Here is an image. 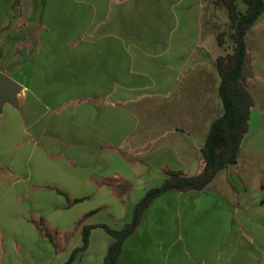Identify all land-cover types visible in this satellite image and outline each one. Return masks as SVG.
<instances>
[{"label":"crops","instance_id":"obj_1","mask_svg":"<svg viewBox=\"0 0 264 264\" xmlns=\"http://www.w3.org/2000/svg\"><path fill=\"white\" fill-rule=\"evenodd\" d=\"M216 1L195 0L194 30L172 35L169 7L182 0H0V72L22 87L17 106L30 101L36 170L49 166L65 190L62 181L113 189L133 176L146 186L167 172L199 173L210 126L224 111L215 60L231 52L218 44L214 22L203 27L229 22ZM245 44L254 106L237 163L201 192L158 197H168L160 237L196 244L202 234L211 253L198 262L176 247L177 264H264V12Z\"/></svg>","mask_w":264,"mask_h":264},{"label":"rangeland","instance_id":"obj_2","mask_svg":"<svg viewBox=\"0 0 264 264\" xmlns=\"http://www.w3.org/2000/svg\"><path fill=\"white\" fill-rule=\"evenodd\" d=\"M238 7L241 12L245 9L241 0H238ZM195 8V0H182L169 7L173 12L172 35L179 29L194 30V21L189 17L199 11ZM213 22L220 32L230 31L229 22L223 20L215 22L208 19L203 22V27L211 29ZM175 38L172 36L173 40ZM223 41L227 43L226 49H232L230 38L225 36ZM27 95L29 100V93ZM29 103H18L17 107L4 104L0 113V264H67L73 251L82 245L83 226L93 227L88 246L83 251L75 252L70 264H101L107 246L113 239L97 226L104 224L114 230L121 229L130 222L134 206L145 194L144 188L148 185L149 188L158 187L162 180L156 178V181L144 186L133 176L134 180L127 186L118 184L113 189L101 188L99 182L98 186L93 183L82 187L77 181H62L69 188H66L67 191L59 189V181L51 178L49 166L36 170L37 150L30 149L31 137L34 135L25 111ZM130 126L126 125V128ZM21 129H24V133ZM22 144L28 147H20ZM52 158L58 159L57 156ZM37 172H47L48 177L35 176ZM224 176L225 173L219 179ZM107 179L106 182L111 185ZM252 181L257 182L254 186L257 187L263 181L262 176ZM167 198L155 199L139 224L142 225L141 229L135 231L136 234L126 244L124 241L121 264H177L172 260L177 252L192 256L198 262L203 257H209L211 253L206 236L202 234L198 235L200 237L196 244L160 237V224L163 222L160 205ZM166 232L168 235L171 233L170 230Z\"/></svg>","mask_w":264,"mask_h":264},{"label":"trees","instance_id":"obj_3","mask_svg":"<svg viewBox=\"0 0 264 264\" xmlns=\"http://www.w3.org/2000/svg\"><path fill=\"white\" fill-rule=\"evenodd\" d=\"M216 2L222 4L228 12L232 49L230 53L219 56L215 60L221 79L219 95L224 111L210 126L201 149V169L199 173L192 176L181 172H167V177L160 186L147 190L136 203L130 222L125 223L121 229L114 230L104 224L97 226L113 239L102 264L117 263L124 241L136 231L148 207L163 193L170 190L201 192L220 171L237 163L241 143L248 133L251 109L254 106V100L244 76L248 61L245 35L264 12V0H242L246 6L244 12L238 10L236 0H217ZM224 36L225 32L218 34L219 45L222 44ZM92 228L91 226L82 227V245L73 251L67 264L73 261L75 252L87 248Z\"/></svg>","mask_w":264,"mask_h":264},{"label":"water","instance_id":"obj_4","mask_svg":"<svg viewBox=\"0 0 264 264\" xmlns=\"http://www.w3.org/2000/svg\"><path fill=\"white\" fill-rule=\"evenodd\" d=\"M22 92V87L11 78L0 72V109L8 103L17 106V96Z\"/></svg>","mask_w":264,"mask_h":264},{"label":"built area","instance_id":"obj_5","mask_svg":"<svg viewBox=\"0 0 264 264\" xmlns=\"http://www.w3.org/2000/svg\"><path fill=\"white\" fill-rule=\"evenodd\" d=\"M263 199H264V191H263Z\"/></svg>","mask_w":264,"mask_h":264}]
</instances>
